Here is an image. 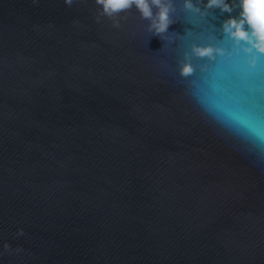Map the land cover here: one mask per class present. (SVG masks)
Returning a JSON list of instances; mask_svg holds the SVG:
<instances>
[{"label":"water","instance_id":"95a60500","mask_svg":"<svg viewBox=\"0 0 264 264\" xmlns=\"http://www.w3.org/2000/svg\"><path fill=\"white\" fill-rule=\"evenodd\" d=\"M0 264H264V0H0Z\"/></svg>","mask_w":264,"mask_h":264}]
</instances>
